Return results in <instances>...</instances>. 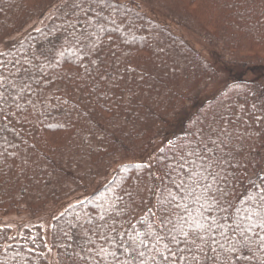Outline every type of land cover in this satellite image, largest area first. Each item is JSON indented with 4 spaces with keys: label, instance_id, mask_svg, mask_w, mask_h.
Here are the masks:
<instances>
[{
    "label": "trees",
    "instance_id": "16d2710c",
    "mask_svg": "<svg viewBox=\"0 0 264 264\" xmlns=\"http://www.w3.org/2000/svg\"><path fill=\"white\" fill-rule=\"evenodd\" d=\"M56 1L0 0V72L10 84L20 69L30 70L25 80L31 75L30 88L20 91L16 79L11 98L0 99V213L22 207L44 213L87 191L98 170L115 164L110 181L55 219L52 247L59 264H123L121 246L131 242L127 234L155 232L159 221L152 213L166 205L164 185L175 193L167 178L163 184L156 179L164 171L160 162L197 125L215 123L232 133V155L227 148L224 154L240 179L229 181L230 198L245 207L248 177L255 179L264 168V86L234 82L200 101V90L190 85L202 80L200 66L207 70L206 62L140 8L139 1L147 0H110L104 15L115 23L107 22V31L92 37L99 41L96 52L85 54L82 46L65 41L63 25L76 22L72 0L48 25L8 44ZM155 1L156 8L169 7L178 25L223 42L230 63L264 67V0ZM179 57L188 58L191 75L180 71ZM248 101L254 105H241ZM168 133L176 136L157 152L153 166L147 164L150 148ZM23 237L14 240L9 228H0V264H49L41 235L28 242ZM261 260L264 252L249 253L247 264Z\"/></svg>",
    "mask_w": 264,
    "mask_h": 264
},
{
    "label": "snow or ice",
    "instance_id": "6c2138e0",
    "mask_svg": "<svg viewBox=\"0 0 264 264\" xmlns=\"http://www.w3.org/2000/svg\"><path fill=\"white\" fill-rule=\"evenodd\" d=\"M70 7L75 10L72 16L76 22L69 20L63 25L65 41L70 46H82L85 54L98 51L99 41L92 37L106 32L107 22L115 23L104 15L112 8L110 0H72ZM3 65L0 60V67ZM29 72L20 69L12 74L11 84L8 76L0 72V99L7 103L11 91L17 87L16 79L20 81V91L30 88L31 75L24 79ZM231 136L222 123L197 125L190 138L173 146L175 151L160 162L163 175L156 179L163 184L167 178L175 193L164 185L167 195H161L166 205L162 203L152 213L159 221L155 232H135L134 236L126 233L131 242L121 246L126 253L123 264H148L149 260L151 264H247L249 253L264 252V175H261L264 168L259 169L255 179L248 177L251 192L244 201L245 207H237L230 198L234 188L229 181L240 177L233 161L224 154L227 148L228 155H232ZM141 235L144 239H140ZM241 251L243 255H239ZM112 256L119 260L115 252Z\"/></svg>",
    "mask_w": 264,
    "mask_h": 264
},
{
    "label": "rangeland",
    "instance_id": "374dc122",
    "mask_svg": "<svg viewBox=\"0 0 264 264\" xmlns=\"http://www.w3.org/2000/svg\"><path fill=\"white\" fill-rule=\"evenodd\" d=\"M69 0H57L52 6H50L44 14L28 24L23 32L15 36L13 42L24 40L31 33L40 30L42 27L48 25L52 18L60 13L62 7L67 4ZM114 3L122 4L123 2H130L131 0H112ZM139 1V0H138ZM155 0H147L145 3L139 1V6L149 14L152 18L158 20L162 24L170 28L172 32L180 36L185 40L196 52V54L204 60L207 64V70L200 66L203 73H200L204 82L194 79L190 88L198 87L200 90V101L211 99L218 96L223 92L230 84L234 82H245L247 84H257L264 86V67H247L239 64L230 63L227 58V52L224 50L223 42L218 43L216 40L205 39L204 35L192 27H186L178 25L173 21L167 10L162 8H156ZM169 15V16H168ZM7 44V45H8ZM179 69L184 72V75H191L193 71L188 70L185 67L187 57H179ZM201 84V86H200ZM254 105L252 102H243L241 105ZM172 126H170L171 128ZM165 132V131H164ZM176 136V135H175ZM173 133L164 135L161 140L156 141L150 148L148 155L145 158V162L151 166L155 161L157 152L162 148L164 143L171 141L174 137ZM117 165L112 164V167L108 170H98L97 178L94 185L88 188L87 191L83 190L75 193L70 198L64 200L56 206H50L44 213L35 215L25 207L20 208L18 213L5 214L0 213V228H9L11 230V238L14 240L20 237L26 238L27 242L35 238L36 233H39L45 245L44 255L49 264H59L57 260V253L52 247V232L54 221L57 217L63 214L70 206L86 200L93 192L99 189L101 186L110 181L115 173Z\"/></svg>",
    "mask_w": 264,
    "mask_h": 264
}]
</instances>
